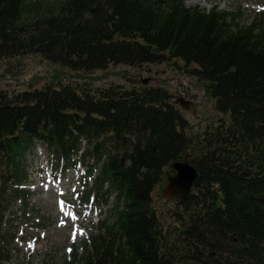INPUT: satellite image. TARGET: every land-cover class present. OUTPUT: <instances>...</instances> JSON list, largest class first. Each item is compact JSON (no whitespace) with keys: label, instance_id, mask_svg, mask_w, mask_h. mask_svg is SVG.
I'll return each instance as SVG.
<instances>
[{"label":"trees","instance_id":"16d2710c","mask_svg":"<svg viewBox=\"0 0 264 264\" xmlns=\"http://www.w3.org/2000/svg\"><path fill=\"white\" fill-rule=\"evenodd\" d=\"M29 7L0 0V59L39 56L75 72L180 60L228 118L194 138L162 87L0 92V264L16 241L11 204L29 209L23 161L35 141L54 167H85L84 203L114 198L112 222L98 221L64 264H264V12L240 25V8L183 0H64L27 20ZM187 154L198 176L164 228L152 192Z\"/></svg>","mask_w":264,"mask_h":264},{"label":"rangeland","instance_id":"374dc122","mask_svg":"<svg viewBox=\"0 0 264 264\" xmlns=\"http://www.w3.org/2000/svg\"><path fill=\"white\" fill-rule=\"evenodd\" d=\"M62 1L26 0L30 6L26 19L54 11ZM183 1L187 7H198L205 11L213 6L228 12L240 8L243 14L238 21L240 25H247L251 18L264 12V0ZM143 81H146L145 85ZM76 83L92 91L111 85L135 89L143 86L162 87L171 94L172 103L182 112L188 122L189 135L194 138L202 137L207 130L215 128L218 120L228 118L215 110V99L207 95L203 81L185 73L180 60L140 68L114 66L105 70L75 72L44 61L39 56L0 59V92L8 95L40 88L44 84L64 86ZM178 99L188 103L186 110L176 103ZM119 148L116 146L115 149ZM51 160L46 147L36 141L24 158L27 180L22 188L30 194L29 209L23 211L19 199L11 204L9 211L17 212V218L11 224L16 241L12 245L10 261L4 264H64L71 260L72 251L69 249L77 248L78 256H81L83 241L96 233L98 221L112 222L114 198H111L108 206L92 200L83 202L92 185V178L84 179L85 167L79 164L75 168H56ZM168 175L171 173L166 169L162 182L153 189L152 202L162 225L170 229L176 225V213L181 211L177 200L168 201L162 194Z\"/></svg>","mask_w":264,"mask_h":264},{"label":"water","instance_id":"95a60500","mask_svg":"<svg viewBox=\"0 0 264 264\" xmlns=\"http://www.w3.org/2000/svg\"><path fill=\"white\" fill-rule=\"evenodd\" d=\"M142 84L145 85L146 81H143ZM176 103L183 110L188 108V103L182 99H178ZM191 156L192 154H187L182 161L173 162L169 165L171 175L166 177L167 184L162 193L168 201L177 200L181 211L185 210L184 204L198 176L195 168L188 162Z\"/></svg>","mask_w":264,"mask_h":264},{"label":"snow or ice","instance_id":"6c2138e0","mask_svg":"<svg viewBox=\"0 0 264 264\" xmlns=\"http://www.w3.org/2000/svg\"><path fill=\"white\" fill-rule=\"evenodd\" d=\"M61 206H63V201L60 202ZM61 210H63V208L61 207ZM75 218V217H74ZM69 251H71V249H69Z\"/></svg>","mask_w":264,"mask_h":264}]
</instances>
